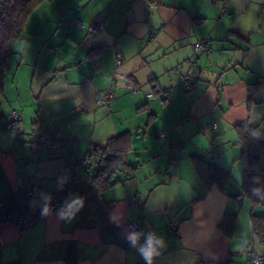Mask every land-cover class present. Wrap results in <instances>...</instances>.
Returning <instances> with one entry per match:
<instances>
[{"label": "crops", "instance_id": "1", "mask_svg": "<svg viewBox=\"0 0 264 264\" xmlns=\"http://www.w3.org/2000/svg\"><path fill=\"white\" fill-rule=\"evenodd\" d=\"M97 21L103 28L88 36ZM204 39L211 51L195 52ZM12 50L0 97V212L57 206L25 230L0 225V264H148L138 249L149 234L160 240L152 264H248V246L264 254L251 218L264 202L242 193L235 130H264V0H47ZM105 89L114 99L97 105ZM116 136L112 148L126 142L130 165L99 183L81 159ZM196 159L229 178L207 185ZM77 199L82 207L61 216ZM131 221L141 224L136 246Z\"/></svg>", "mask_w": 264, "mask_h": 264}, {"label": "trees", "instance_id": "2", "mask_svg": "<svg viewBox=\"0 0 264 264\" xmlns=\"http://www.w3.org/2000/svg\"><path fill=\"white\" fill-rule=\"evenodd\" d=\"M44 1L47 0H0V97L3 92L5 73L9 66V57L13 53L12 46L21 37L30 14ZM235 130L243 147L240 156L243 168L242 193L253 203H262L264 202V168L261 166V161L264 158V130L259 125L249 124L236 126ZM117 137L109 139L104 146H92L97 157L93 164L88 166V172H91V178L99 183L106 182L110 185L112 173L130 165L125 157L126 142L119 150L112 148L111 144ZM87 153L88 151L85 155ZM92 165H96L93 170ZM195 168L207 185L222 184L229 178L227 173L217 167L207 166L202 159L195 160ZM251 218L255 235L261 243H264V215L252 213ZM225 225L224 222L221 223L223 229L229 231L230 229H225ZM230 226H232V218Z\"/></svg>", "mask_w": 264, "mask_h": 264}, {"label": "built area", "instance_id": "3", "mask_svg": "<svg viewBox=\"0 0 264 264\" xmlns=\"http://www.w3.org/2000/svg\"><path fill=\"white\" fill-rule=\"evenodd\" d=\"M77 24L79 26H83V23L80 20H77ZM104 26V22L103 21H97L91 25H89L87 27V35L90 36L92 34H96L98 33ZM193 50L197 53H209L211 51V44L210 41L208 39H204L201 41H198L196 43H194L192 45ZM117 63L120 64L121 60L118 59ZM126 87L129 91L133 92L134 90H136L138 87L135 85V83L127 76H122ZM192 67L190 66L188 68V70L186 71V73L184 75L181 76L180 81L183 85L185 86H189L191 85L192 82ZM114 99V93L111 89H105V90H100L98 91L96 98H95V102L97 105H109L112 100ZM10 118L12 120V122H17L18 120V114L15 111L11 112ZM208 126H210L211 128H216V123L212 122V123H208ZM167 131L164 130L162 131L160 137H164L166 136ZM40 142H45L47 148L51 151V152H56L58 149V144L53 141L50 140L46 137L45 134H42L39 138ZM33 146H36L37 143H33ZM96 154L93 151V148L90 147L88 149V153L83 156V158L81 159V164H83L87 171L88 166H90L91 164H93V162L95 161L96 158ZM32 190L28 189L27 194L29 196L32 195ZM46 195L47 198H50L52 196V189H48V191H46ZM3 205V200L2 198H0V207ZM48 208H55L57 206V204L55 202L52 201H45V203L40 206L39 208H35V209H30L26 212H9V213H1L0 212V225L3 223H13L17 226V228L19 230H25L28 227H30L32 224H34L44 213V208L45 207ZM128 226L135 232H139L140 228H141V224L137 221H131L129 222ZM177 226V223L174 222L172 224H170L167 227V230L172 232L173 230H175ZM247 253L249 254L248 257V264H264V254L261 253H257L255 251L252 250V248L250 246H248L246 249Z\"/></svg>", "mask_w": 264, "mask_h": 264}, {"label": "clouds", "instance_id": "4", "mask_svg": "<svg viewBox=\"0 0 264 264\" xmlns=\"http://www.w3.org/2000/svg\"><path fill=\"white\" fill-rule=\"evenodd\" d=\"M83 202L80 199L74 200L71 204L68 205V211H61V216L71 214L73 209H78L82 207ZM49 209L46 206L44 208V214H48ZM140 233L133 232L128 236V239L131 241L133 246H136L139 243ZM160 243V240L156 238L154 234H149L145 240V242L139 246L138 251L141 253L142 258L148 262V264H152V260L154 255L157 254L156 246Z\"/></svg>", "mask_w": 264, "mask_h": 264}]
</instances>
